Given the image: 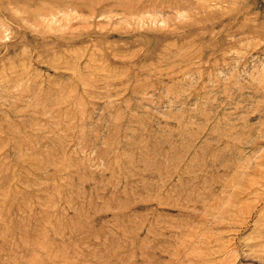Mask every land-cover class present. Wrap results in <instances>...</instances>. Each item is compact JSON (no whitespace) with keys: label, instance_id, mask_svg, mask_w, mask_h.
Masks as SVG:
<instances>
[{"label":"rangeland","instance_id":"374dc122","mask_svg":"<svg viewBox=\"0 0 264 264\" xmlns=\"http://www.w3.org/2000/svg\"><path fill=\"white\" fill-rule=\"evenodd\" d=\"M0 264H264V0H0Z\"/></svg>","mask_w":264,"mask_h":264}]
</instances>
